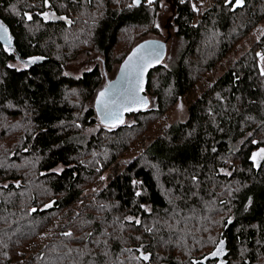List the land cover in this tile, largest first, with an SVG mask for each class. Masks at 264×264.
Segmentation results:
<instances>
[{"label":"trees","instance_id":"1","mask_svg":"<svg viewBox=\"0 0 264 264\" xmlns=\"http://www.w3.org/2000/svg\"><path fill=\"white\" fill-rule=\"evenodd\" d=\"M170 1L184 47L175 65L148 76L146 95L158 108L111 128L94 109L104 70L114 78L146 40L155 8L145 0H0L13 42L0 45V264L82 198L142 133L147 114L190 92L264 19V0H212L205 10ZM51 7L68 22L41 16ZM82 52L99 53L102 66L70 76L66 64ZM261 56L264 32L189 105L184 122L168 126L23 264H193L220 242L225 264H264V160H252L264 148Z\"/></svg>","mask_w":264,"mask_h":264},{"label":"rangeland","instance_id":"2","mask_svg":"<svg viewBox=\"0 0 264 264\" xmlns=\"http://www.w3.org/2000/svg\"><path fill=\"white\" fill-rule=\"evenodd\" d=\"M145 4L149 8H155V17L153 25L149 30H145L144 39H160L167 43V54L163 61L164 66L175 65L178 61L180 51L184 47V41L175 36V28L173 27L174 8L170 0H153L149 3L145 0ZM212 4V0H193L191 5H195V10H205ZM131 5V4H129ZM197 20V18H196ZM264 32V19L253 30L243 37L227 55L221 59L214 68L199 80L196 86L186 95L178 99L164 113L147 114L140 122L142 133L125 148L118 158L108 168L102 170L94 182L83 191L82 198L77 201L70 210L62 211L50 223L46 231L39 236L29 247H27L19 257L15 258L11 264H23L27 259L38 252L47 242L58 232L60 226L66 222L68 217L77 212L86 202H88L96 192L102 189L108 181L117 173L122 171L124 167L143 149L159 136L168 126L184 122L188 117V107L194 102L204 90L221 76L238 58L248 51L253 44L260 38ZM141 33V34H143ZM94 66L101 68L102 57L96 52H82L71 58L66 64V73L76 77L83 72L92 69ZM115 68V64L113 65ZM118 67H116L117 70ZM260 69L264 70V60L260 58ZM103 83L111 80L113 75L110 71L104 70ZM150 100L149 109H157V98L153 94L147 95ZM136 124V120L132 116L126 118L124 125L132 126ZM259 160V159H258ZM257 160V161H258Z\"/></svg>","mask_w":264,"mask_h":264},{"label":"water","instance_id":"3","mask_svg":"<svg viewBox=\"0 0 264 264\" xmlns=\"http://www.w3.org/2000/svg\"><path fill=\"white\" fill-rule=\"evenodd\" d=\"M142 3H143V0H140V4L135 5L134 0H133L132 5L133 6H140ZM56 21L59 23L66 24L68 22V19L66 17H62V18L57 17ZM7 36L10 37L8 31H7ZM0 45H2L4 48H13V42L11 40H10V42H6V40H0ZM141 45H146V47L141 49L140 55L149 56L151 59L154 60V62L149 67H147V69L144 71L142 85H141L143 90L139 92V95L141 97H144L147 100V105L146 106H139L136 110H133V111H124L123 112V122L122 123H116L114 125H110L109 127H111V128H117V127L123 126L128 115H130L132 113H136V112L146 111L149 109L150 100H149L148 96L146 95L148 76L152 71L158 69L162 65V63L166 57V54H167V43H166V41H163L160 39L143 40L131 49V51L128 53V55L123 59V61L118 66L114 78L109 80L106 83V85L103 86L97 92L95 99H94V109L96 111L97 116L99 117V119L101 121L102 117H101L100 112H98V110H97V104H96L99 93L107 88L109 90V93H110V95L108 97L110 104L113 102L120 103L122 101L124 95L128 92V90L135 85V76L130 75L128 73H122L121 68L124 66L125 61L132 54V52L135 49H137L138 47H140ZM153 52L159 53V59H156L154 55L150 56V53H153ZM52 206H53V201L50 202V208H52ZM214 253H215V255H214ZM225 254H226L225 244H224V242H220L217 245V247L211 253H209L208 255L203 257L202 259L192 260L191 262L193 264H206L209 260L212 261V260L217 259L218 260L217 264H225V261H224Z\"/></svg>","mask_w":264,"mask_h":264},{"label":"snow or ice","instance_id":"4","mask_svg":"<svg viewBox=\"0 0 264 264\" xmlns=\"http://www.w3.org/2000/svg\"><path fill=\"white\" fill-rule=\"evenodd\" d=\"M148 2L152 3L153 0H148ZM227 2L232 3V0H227ZM134 4L139 5L140 0H134ZM241 6H243V0H235V7ZM195 7L196 6L193 5L194 10ZM28 18L31 19V17ZM7 31V28L0 24V40H6V42H10V37L7 36ZM145 47L146 45H141L140 47L135 49L125 61L124 66L121 68L122 73H128L135 76V85L128 90V92L124 95L122 101L120 103L113 102L110 104L108 99L110 93L107 88L101 91L98 95L96 101L97 110L98 112H100L102 117L101 123H104L106 126L114 125L116 123H122L124 111H133L136 110L139 106L147 105V100L144 97H141L139 95V92L143 90L141 85L144 71L154 62V60L149 56L140 55L141 49ZM153 55L156 59H159V53H150V56ZM261 59L264 60V56H261ZM262 74H264V70H262ZM257 157H259L260 160H264V148L260 149L259 152L254 153L252 156V160L256 163V166L259 167ZM137 223H139V221H137ZM66 235H71V233H66ZM143 259L147 260L148 256H144Z\"/></svg>","mask_w":264,"mask_h":264},{"label":"flooded vegetation","instance_id":"5","mask_svg":"<svg viewBox=\"0 0 264 264\" xmlns=\"http://www.w3.org/2000/svg\"><path fill=\"white\" fill-rule=\"evenodd\" d=\"M46 7L48 8L49 7V5H48V3L46 4ZM45 14V15H44ZM41 16H45V17H48V18H50V19H52V20H57V15L55 14V10H54V8H50V11L48 10V11H46V13H43V14H41ZM214 262V264H216V262L217 261H213Z\"/></svg>","mask_w":264,"mask_h":264}]
</instances>
